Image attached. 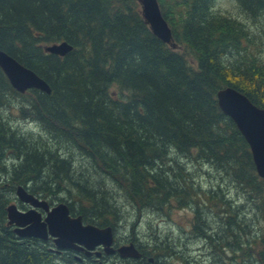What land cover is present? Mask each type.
Wrapping results in <instances>:
<instances>
[{"label":"trees","instance_id":"trees-1","mask_svg":"<svg viewBox=\"0 0 264 264\" xmlns=\"http://www.w3.org/2000/svg\"><path fill=\"white\" fill-rule=\"evenodd\" d=\"M237 1L252 20L264 21V0ZM169 2L163 15L169 24L176 18L173 37L185 49H171L152 32L137 0H0L1 48L52 90L24 93L34 95L23 115L43 127V144L18 137L0 118V170H8L11 190L25 185L52 201L66 197L59 202L71 214L99 226L130 225L123 199L153 214L175 200L192 209L191 230L203 239L205 256L218 257V264H228V254L245 260L232 264H264V178L217 99L219 89L231 86L264 107V25L253 32L216 13L214 0ZM63 41L74 47L64 56L43 47ZM10 86L0 67V88ZM60 145L75 152L64 156ZM173 151L203 160L220 184L197 183L196 171ZM234 190L247 196L245 203L232 197ZM8 203L0 191V264H120L112 255L96 262L52 240L19 237L8 224ZM156 243L162 258L183 260L173 243ZM145 250L139 248L142 260L161 264ZM185 262L194 264L188 256Z\"/></svg>","mask_w":264,"mask_h":264},{"label":"water","instance_id":"water-1","mask_svg":"<svg viewBox=\"0 0 264 264\" xmlns=\"http://www.w3.org/2000/svg\"><path fill=\"white\" fill-rule=\"evenodd\" d=\"M138 1L153 33L165 43L175 46L172 41V30L162 14L159 1ZM45 49L54 54L65 55L73 50V46L64 41L46 46ZM0 66L11 84L20 92H26L29 88L51 92L50 84L45 79L1 47ZM217 98L223 111L235 121L248 141L257 171L264 177V108L256 105L247 95L231 86L219 89ZM16 193L22 202L31 206L29 210H22L15 203L7 207L8 224L15 226V232L20 237H36L44 240L52 237L59 249L83 250L88 255H91L96 247L103 245L108 254L119 252L123 257L141 256L134 243L114 247L115 235L112 226L85 224L83 216L71 215L67 203L51 206L48 200L31 193L24 185H19ZM96 254L100 256L101 252L96 251Z\"/></svg>","mask_w":264,"mask_h":264},{"label":"rangeland","instance_id":"rangeland-1","mask_svg":"<svg viewBox=\"0 0 264 264\" xmlns=\"http://www.w3.org/2000/svg\"><path fill=\"white\" fill-rule=\"evenodd\" d=\"M161 0H159L160 6H161ZM167 3L164 7V10L168 12V10H171L170 2L169 0H163ZM175 6L176 12H178L181 7L177 6L176 3H173ZM214 11L216 13H221L225 16H229L230 18L237 19L238 21L244 23L247 25V27L251 28L252 31H258L261 26L264 25V21H254L251 17H249L247 12L240 7V4L237 0H214ZM173 6V5H172ZM161 6V10L163 12V8ZM165 15V14H164ZM168 19L169 17L165 15ZM172 18V17H170ZM173 20V18H172ZM170 21V19H169ZM175 24L173 27H176L177 24L176 18L171 21ZM170 22V26H171ZM258 22V23H257ZM178 47H180L178 44L175 46H171V49L176 50ZM181 49H185L184 47H181ZM189 62L196 66L197 60L192 55H188ZM264 59V56H263ZM3 90V91H2ZM0 92L2 93L0 98V118L3 124L7 127H9L13 132L16 133V135L24 140L27 141H33L37 142L39 141L41 144L45 141V135H44V129L39 124L38 121L34 120L29 115H23V109L26 108V103L28 101H32L34 98V95L29 93L28 96L17 94L13 87H2L0 88ZM19 93V92H18ZM61 154L70 155V153L75 152L72 148H67L64 145L58 146ZM193 153V152H192ZM194 153L198 155V151L194 150ZM3 156H5L7 159L11 158L12 154L4 152L1 153ZM174 157L180 155V158L182 159L183 163H186L188 168L192 171H196L195 173V179L197 183H201L204 185V187H209L210 185H216L220 184V179L217 178V175L212 171L210 174L209 167H207V164H204L202 161H198L197 158L191 157L190 153H179L177 151H173ZM178 154V155H177ZM3 162H6L2 158ZM12 162L10 163V165ZM204 164V167H203ZM203 168V169H202ZM11 169V168H10ZM176 173V170L173 171ZM8 170L6 169V172L0 170V191L4 192L6 194V197L9 199V203H15L17 206L22 209L26 210L30 206L24 202H22L16 194V187L11 190V182L10 179L7 178ZM7 188V189H5ZM5 189V190H4ZM4 190V191H3ZM240 194H237V190H234L232 193V197L235 200H238L240 203H245L247 200V196L241 191ZM44 199H47L52 204H58L59 198L65 199L66 197H58L55 201H52L51 198H46L41 196ZM117 199V198H116ZM198 200L200 201L199 197ZM124 202L129 205V207L124 211V218L128 220L129 224H121L119 226V223L116 225L114 224V227L116 229L115 235L117 237V246H120L122 244H129L130 242H134L136 245L139 246L140 249H146L145 251L150 252V256L156 257L158 259V262L161 264H190V262H185V259L190 258L191 261L194 264H218L217 258L213 256V254L208 258L205 254L208 253L206 251L205 245L202 243L203 239L200 241L199 239L195 238L197 237L192 233V223L194 219V213L189 206H178V203L173 200L174 205L172 203L167 204L165 207V212H161L160 214H153L152 211H149L147 209L140 210L138 207H133L132 204L129 203L127 200L123 199ZM63 202H66L63 200ZM8 203V204H9ZM248 212V210L246 209ZM133 223L136 225L132 227ZM154 226V228L157 231V236L155 237L153 234L155 233L150 226ZM147 234L144 235V234ZM161 239H166L168 243H173L175 247H177L179 250L183 251L184 258L183 260H175L176 258L172 259L173 262H171V258L164 259L161 256L160 249L161 246L159 243H156L157 241ZM157 249H155V247ZM201 246V247H200ZM160 247V248H159ZM200 248V251L198 250ZM192 249L194 250V255L189 256L187 254V250ZM167 254V253H166ZM105 256V255H104ZM113 261L114 259L117 260L120 264H151V261H148L147 258L140 260V261H134V259H125V262H121L123 260L120 257H117V255L110 256ZM115 257V258H114ZM228 264H232L233 260L239 259V262L245 261L241 257H237L233 259L232 254L227 255ZM106 259L108 257H105ZM103 258H100V262ZM110 260V259H109ZM170 260V261H169ZM112 261V262H113ZM223 264H225L223 262ZM238 264V263H236Z\"/></svg>","mask_w":264,"mask_h":264},{"label":"flooded vegetation","instance_id":"flooded-vegetation-1","mask_svg":"<svg viewBox=\"0 0 264 264\" xmlns=\"http://www.w3.org/2000/svg\"><path fill=\"white\" fill-rule=\"evenodd\" d=\"M100 249V248H99ZM80 254L82 255V252H80Z\"/></svg>","mask_w":264,"mask_h":264}]
</instances>
